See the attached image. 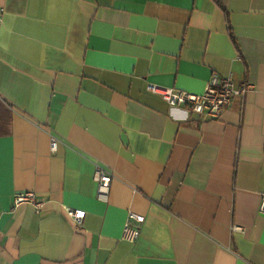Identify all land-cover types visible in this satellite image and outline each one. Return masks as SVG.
I'll use <instances>...</instances> for the list:
<instances>
[{"label": "crops", "instance_id": "0c3cea01", "mask_svg": "<svg viewBox=\"0 0 264 264\" xmlns=\"http://www.w3.org/2000/svg\"><path fill=\"white\" fill-rule=\"evenodd\" d=\"M0 7V264H264V0ZM214 73L254 86L219 118L149 90L203 94Z\"/></svg>", "mask_w": 264, "mask_h": 264}, {"label": "built area", "instance_id": "2783aa9c", "mask_svg": "<svg viewBox=\"0 0 264 264\" xmlns=\"http://www.w3.org/2000/svg\"><path fill=\"white\" fill-rule=\"evenodd\" d=\"M4 15L5 9L0 7V29L4 21ZM253 87L252 84L248 83L237 87L232 76H222L214 73L209 79L203 94H195L176 88H165L155 84H151L149 90L155 94H159L171 106H189L197 114L204 115L208 118H219L236 96H245ZM57 145V140L53 139L52 149L56 150ZM114 178L115 175L107 168L101 165L97 166L95 180L98 182V197L101 200H108L111 183ZM14 205L15 207L32 205L37 210H40L44 202L38 198L37 193L34 191H19L15 193ZM259 211L264 215V193L261 197ZM67 212L77 224H81L86 215L85 211H76L71 208H67ZM144 222V216L130 213L125 224L124 239L131 243L136 242L139 237V229L137 226ZM234 230L240 232L245 231L241 226H234Z\"/></svg>", "mask_w": 264, "mask_h": 264}]
</instances>
